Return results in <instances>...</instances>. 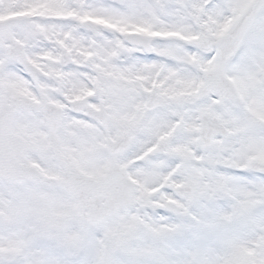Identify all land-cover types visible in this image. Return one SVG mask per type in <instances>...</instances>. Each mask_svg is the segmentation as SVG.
I'll return each instance as SVG.
<instances>
[{
  "label": "snow or ice",
  "instance_id": "snow-or-ice-1",
  "mask_svg": "<svg viewBox=\"0 0 264 264\" xmlns=\"http://www.w3.org/2000/svg\"><path fill=\"white\" fill-rule=\"evenodd\" d=\"M0 264H264V0H0Z\"/></svg>",
  "mask_w": 264,
  "mask_h": 264
}]
</instances>
